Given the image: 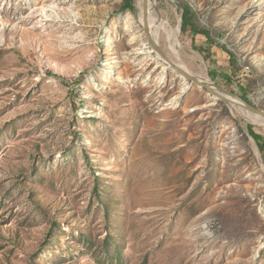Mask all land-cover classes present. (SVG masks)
Listing matches in <instances>:
<instances>
[{
  "label": "rangeland",
  "instance_id": "1",
  "mask_svg": "<svg viewBox=\"0 0 264 264\" xmlns=\"http://www.w3.org/2000/svg\"><path fill=\"white\" fill-rule=\"evenodd\" d=\"M136 1L0 0V264H264V158L244 132L264 130L187 80L171 103L182 82L145 49ZM156 14L188 69L264 112V0Z\"/></svg>",
  "mask_w": 264,
  "mask_h": 264
},
{
  "label": "bare ground",
  "instance_id": "2",
  "mask_svg": "<svg viewBox=\"0 0 264 264\" xmlns=\"http://www.w3.org/2000/svg\"><path fill=\"white\" fill-rule=\"evenodd\" d=\"M136 8L138 10V20L140 25L145 31V34L148 38V41L151 45V49L148 47L145 49L148 51V53L155 52L157 56L166 63L168 66L166 69L170 70L171 72L176 73V77H178L181 82V88L177 96L174 97L172 100L173 105H177L179 99L182 97L183 94H185L187 91L190 90L191 86L187 82L188 80L185 79L183 76L179 75L169 64L172 63L174 67L188 72L190 75H192L196 80H198L201 84H205L207 86L214 87L212 85L211 81L208 79L207 76L195 73L187 68V66L179 59V51L180 43L178 42V35H179V28L175 27L172 28L167 20H162L157 17V0H137L136 1ZM135 39V38H134ZM133 41V38H132ZM131 41V42H132ZM135 41V40H134ZM160 41H163L164 44L161 47ZM154 46L161 47L160 52L156 51L154 49ZM146 51V52H147ZM164 69V71H166ZM202 72V71H201ZM187 80V81H186ZM200 89H203L201 87H198ZM220 91V89H219ZM224 97V99L227 100V108L229 111L235 115L237 112L239 116L244 117L249 122H246L243 118V120L246 123L253 124L256 127H259L264 130V115H262L260 112H248L245 110V104L244 102L228 93H219ZM214 100H217L213 97ZM236 116V115H235ZM258 158L260 156L258 155ZM261 167H263L261 165Z\"/></svg>",
  "mask_w": 264,
  "mask_h": 264
},
{
  "label": "trees",
  "instance_id": "3",
  "mask_svg": "<svg viewBox=\"0 0 264 264\" xmlns=\"http://www.w3.org/2000/svg\"><path fill=\"white\" fill-rule=\"evenodd\" d=\"M123 4L121 6V10H133V3L134 0H122ZM181 10V32L185 33L187 31V28L190 30V32L194 35H199L205 38L206 42H208L209 46L207 48L204 47H198L196 50L199 52L207 51L209 52V47L214 44L211 38V34L209 30H206L199 26L198 20L196 17L195 12L192 10V8L186 4L182 3L180 6ZM221 49L228 55L229 65L230 68L234 71L237 66V59L235 54H233L231 51H229L226 47L221 46ZM211 76H214V73H210ZM224 75V74H223ZM226 78V81L229 82L228 76L224 75ZM242 90V89H241ZM242 100L244 102H247V99L245 96L242 97ZM246 122H249L247 119L243 118ZM247 130L250 134V136L255 140L257 147L259 151L261 152L263 158H264V138L258 134H256L253 130V127L251 125H247Z\"/></svg>",
  "mask_w": 264,
  "mask_h": 264
},
{
  "label": "water",
  "instance_id": "4",
  "mask_svg": "<svg viewBox=\"0 0 264 264\" xmlns=\"http://www.w3.org/2000/svg\"><path fill=\"white\" fill-rule=\"evenodd\" d=\"M154 49L158 52H160V49L159 47L157 46H154ZM170 66H172V68L181 76H183L185 79H187L188 81H190L191 83L195 84L197 87H201L203 89H206L210 95H212V97L222 101L226 106L228 104L227 100L224 99V97L222 95H220L219 93L220 92H224L226 93L225 91H223L222 89L220 88H217V87H211V86H207L205 84H201L198 80H196L192 75H190L188 72L186 71H183V70H180L178 69L177 67L175 68L174 65L172 63L169 64ZM220 89V91H219ZM245 104V110H247L248 112H260L262 115H264V112L262 111H258L256 108L252 107L251 105L247 104V103H244ZM245 134L248 136V138L250 139L251 142L254 143L255 147H256V150L259 152V149L257 147V144L255 142V140L250 136L249 132L247 129L244 130ZM260 208L262 210H264V195L262 197V200L260 202Z\"/></svg>",
  "mask_w": 264,
  "mask_h": 264
}]
</instances>
